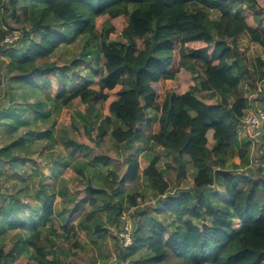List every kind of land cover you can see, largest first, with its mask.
Instances as JSON below:
<instances>
[{"label": "trees", "instance_id": "obj_1", "mask_svg": "<svg viewBox=\"0 0 264 264\" xmlns=\"http://www.w3.org/2000/svg\"><path fill=\"white\" fill-rule=\"evenodd\" d=\"M238 1L0 0V69L4 68L7 76L34 87L47 79L44 83L52 85L47 88V101L58 112L67 109L72 125L78 117L89 135L98 119V103L105 104L110 99L107 91L122 87L117 99L109 105L111 116L99 124L98 141L104 140L112 128L111 137L116 145L142 144L146 142L147 129L151 128L152 149L162 148L175 157L177 182L187 178L189 165L196 169L193 195L184 191L171 195L170 185L157 166L158 158L154 155L150 159L143 173L155 191L156 210L183 224L167 226L157 218L139 220L133 228L132 245L127 249L120 246L122 264H264V178L230 170L225 160L238 140L242 119L248 111L257 110L252 100L239 93L240 77L248 71L237 63L231 64L240 54L227 45V40L248 35L252 43L264 46V0H250L248 6L234 11ZM20 3L25 5L19 7ZM206 11H217L220 18L212 20ZM7 17L16 30L7 23ZM105 17L124 20V42L105 40L96 55L104 59L103 71L108 79L100 89L87 84L71 90L59 80L62 66L48 60L79 37L94 40L97 21ZM113 30L109 28L105 34ZM14 31L19 32L18 41L6 44L5 39ZM37 33H42V38L34 43L31 38ZM19 43L21 47L15 49ZM7 52L11 53L8 63L2 58ZM198 63L205 66L207 78L201 89L190 87L186 92L182 88L169 89V83L179 79L183 72L195 73ZM127 72L133 81L125 88L117 76ZM260 75L264 78L263 72ZM87 82H91L89 76ZM202 92H210L213 98L198 97ZM232 98L236 100L231 104ZM77 101L85 111L72 112ZM258 101L264 103V92L258 95ZM28 107L35 111L36 118L43 117L46 121L49 116L43 102ZM15 112L13 108L6 110L10 116L4 121L8 120L12 129L10 136L7 131L0 132V137L6 140L0 147L1 160L13 154L17 158L16 151L23 150L28 140L15 136L23 125L20 113L14 115ZM63 138L75 174L88 180L83 165L109 166L111 159L106 156H96L81 164L77 156L88 157L89 147L66 133ZM252 147L247 139L240 150L245 163ZM255 148L264 154V146ZM139 157L130 155L127 159L120 187L139 179ZM110 184L115 185L116 180ZM214 187L219 190L214 192ZM25 189L21 193L28 194V187ZM112 191L109 195L106 189L89 184L85 198L63 211H57L52 203L40 211L38 200L21 206L17 199L9 209L1 211L0 237L21 229L25 238L22 245L16 244L9 253L0 248V264H74L62 258L66 255L60 241L51 238L71 241L77 236V227L90 234L100 201L104 207L118 210L119 217L123 205H112L110 200L120 192L115 188ZM35 194L40 196V189ZM217 197L226 206L218 204L214 200ZM137 198L136 195L127 198L132 207L138 206ZM3 202L0 200V205ZM33 206L39 207L37 213L31 212ZM86 207L92 210L87 213ZM25 211L31 214L26 215ZM57 217L62 223L59 229L54 220ZM6 224L10 225L5 228ZM100 231L97 226L94 233ZM74 246L80 248V243L77 241ZM14 251H18V256ZM137 256L139 259L134 260Z\"/></svg>", "mask_w": 264, "mask_h": 264}, {"label": "rangeland", "instance_id": "obj_2", "mask_svg": "<svg viewBox=\"0 0 264 264\" xmlns=\"http://www.w3.org/2000/svg\"><path fill=\"white\" fill-rule=\"evenodd\" d=\"M249 3L250 0H240L236 3L233 10L245 8ZM24 5L25 3H20L19 7ZM258 10L262 11L263 9L258 8ZM206 12L212 20L220 18V13L217 11ZM6 21L15 30L17 29L9 17L6 18ZM109 28H113L114 30L105 34V31L109 30ZM123 28L124 20L122 17L114 20L107 17L100 18L97 21L96 38L94 40L90 41L88 37L82 36L74 42L62 46L48 60L62 66V69L58 73L59 80L66 83L71 90H76L87 84L100 89L108 78L103 71L104 59L96 56L99 46L105 40L109 42H124L122 37ZM41 38L42 33L33 34L31 41L36 43ZM87 43H89L88 46ZM227 45L235 48L240 54L231 64L237 63L244 70L248 71L247 74L240 77L239 93L241 96L252 100L253 107L264 110V103L258 101V95L264 92V78L260 77V74L264 73V46L252 43L248 35L227 40ZM20 47L21 44L19 43L14 48L18 49ZM86 52L87 55L85 56ZM10 56L11 53L7 52L2 58L8 63ZM234 71L236 73V70ZM88 76L91 80L90 83L87 82ZM117 78L125 88L129 87L133 81L132 75L128 72L118 75ZM46 80L44 78V81L39 83L38 87H34L32 86L33 84L17 82L14 77L6 75L4 68L0 69V132L7 131L9 133V130L12 129L8 120H4L7 116H10L9 113H6V110L13 108L21 114H19V119L22 118L20 123L23 124L16 131L15 136L28 138L23 150L16 151L15 156L17 158H13V154L7 159H0V200L4 201L3 205H0V223L3 219L1 211L9 209L11 204L18 201L17 199H19L20 205L22 204L21 206L38 200L40 211L51 203L57 211H63L65 208L70 210V207L76 202L85 198V189L90 184L95 188L106 189L109 195L113 194L112 190L114 188L119 190L120 194L114 196L110 202L112 205L117 203L123 205V213L128 214L133 228L137 226L139 220L141 221L144 218H157L162 224L167 226L182 225V222L165 218L164 213L156 210L158 200L143 171L148 167L150 159L155 155L159 160L157 166L164 173V177L170 185L169 194L176 195L184 191L190 192V195H193L192 188L194 186L196 169L192 165H189L187 178L181 182H177V171L174 168H177L178 164L175 157L172 154L165 153L162 148L152 149L153 144L149 142L151 128L147 129L146 142L142 144L134 143L133 146L116 145L114 139L111 137L112 128L108 130V134L104 140L98 141L99 124H101L102 119L111 116L109 105L117 99V94L122 87H118L111 92L107 91L106 93L110 96V99L105 104L98 103V119H95L93 130L89 135L84 129L85 125L78 117L74 118V125H76V128H74L67 109L58 112L56 107L47 101V88L51 89L52 85L50 83L45 84ZM206 80L205 66L202 63H198L195 73L183 72L179 79L169 83V89L182 88L185 92L190 87L201 89ZM198 97L213 98L210 92H202L198 94ZM10 98H13V100H10ZM235 100V98H232L230 100L231 104ZM38 101L45 104V110L49 113L46 121H44L43 117L36 118L35 111L28 107V104ZM71 110L72 112L77 110L85 111V108L77 101ZM24 113L26 115H22ZM147 115L152 116L151 113H147ZM65 133L69 138L89 147L90 153L88 157L77 156L81 164H86L96 156H106L111 159L109 166L106 168L102 166L92 168L83 165V169L89 178L88 180L75 174L72 169V160L68 158V152L63 147L65 140L63 135ZM5 141L3 137H0V147ZM246 142L247 139L239 127L238 140L232 150L225 156L227 166L230 170L244 175L253 174L255 178H264V154L259 152L258 148L252 147L250 149L246 163L240 158V150L245 147ZM130 155L140 156V176L135 183H128L125 187H120L118 183L127 171V159ZM169 166H172L173 169H169ZM112 180H116L115 185L110 184ZM26 186L29 193H21L22 191H26ZM39 189L41 194L37 196L35 190ZM212 189L214 192L219 190L216 187ZM133 195L138 197L137 207H132L128 202L127 198ZM214 200L221 206H226V203L220 201L219 197L214 198ZM38 206H33L31 212L37 213ZM99 206L95 210V219L90 234L77 227V236L72 238L71 241L67 242L63 239L51 238L53 241H60L61 249L64 250L66 255L62 256V258L66 262H73L74 264H122L119 255L122 249L117 233L122 225V217L120 216L123 213L118 217V210L114 209L113 206L104 207L102 201L99 202ZM91 210L89 207L85 209L87 213ZM31 212L25 211V214L29 215ZM54 220H56V226L59 229L62 224L61 218L57 217ZM9 225L6 224L5 228ZM97 226L101 227V231L94 233ZM45 236L46 234L43 235V239H45ZM24 238L25 236L21 229L9 231L6 235L0 237V248L9 253L16 244L22 245ZM77 241L80 243V248L74 246V243ZM48 243L52 244L51 242ZM13 254L18 256V251H14ZM139 256L134 258V260H138Z\"/></svg>", "mask_w": 264, "mask_h": 264}, {"label": "built area", "instance_id": "obj_3", "mask_svg": "<svg viewBox=\"0 0 264 264\" xmlns=\"http://www.w3.org/2000/svg\"><path fill=\"white\" fill-rule=\"evenodd\" d=\"M19 32L14 31L12 36L5 39V43L13 45L19 39ZM240 129L245 138L251 141L253 148L258 145L264 146V111L262 109L250 110L246 113L241 121ZM133 225L128 216H122V225L117 233L118 240L123 249H127L132 245Z\"/></svg>", "mask_w": 264, "mask_h": 264}]
</instances>
